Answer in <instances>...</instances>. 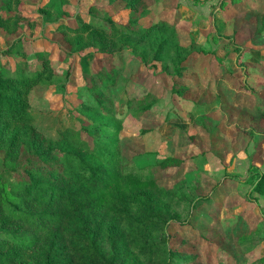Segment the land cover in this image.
I'll list each match as a JSON object with an SVG mask.
<instances>
[{"label":"trees","instance_id":"16d2710c","mask_svg":"<svg viewBox=\"0 0 264 264\" xmlns=\"http://www.w3.org/2000/svg\"><path fill=\"white\" fill-rule=\"evenodd\" d=\"M10 1L0 0L2 21L12 17ZM155 1L108 0L105 9H111L116 3L123 7L97 25H90L93 27L92 46L100 54L109 56L122 52L123 48L111 45L116 43V37L121 39L144 65L163 64L164 76L172 88L179 90L184 86L182 75L188 71L190 60L203 52L196 50L192 40L182 43L175 18L161 17L154 22L150 19L146 9ZM225 1L177 0L174 8L184 4L194 10L198 5L203 8L202 15L207 16ZM49 2L63 5L66 0ZM204 7H208V12ZM259 12L263 21H257L256 25L261 31L264 12ZM113 25L123 30H113ZM81 28L86 29V26ZM101 68L85 76L91 96L80 111L90 122L77 132L61 131L54 144L37 143L35 119L26 98L38 84L43 68L30 74L20 66L13 73L0 70V154L3 159L0 264H171L176 257L182 264H210L202 261L196 251L201 239L212 243L198 226L210 228L209 225L218 222L200 213L213 205L216 193L231 179L237 193L255 204L259 212V220L250 225L242 210L234 229H227L230 242L234 241L235 264L262 263L264 257L243 262L245 249L252 245L251 237L260 234L259 221L264 223V136L256 133L260 131L250 128L246 132L253 139V145L251 151H247L245 176L226 175L225 181L216 183L205 193L202 173L190 182L181 175L189 161L178 154L151 164L136 163L143 150L142 137L146 130L142 129L136 136L120 135L125 118L116 114L111 99L115 95L112 86L118 81L121 68L115 65ZM224 72L233 75L227 70ZM236 87L239 89L234 84ZM253 95V114L264 117V104L257 101L258 97L264 98V92ZM151 97L147 94L126 100L128 110L141 118L143 112L151 109L152 103L148 102ZM208 105L215 109L212 101ZM212 120L210 116H198L194 124L207 134L208 150L219 152L220 149L214 150L215 137L221 135L224 122ZM234 128L226 141L236 151L237 136L244 130L237 125ZM177 132L183 130L176 127L170 142L179 138L174 135ZM188 138L191 140L193 136ZM188 146L185 139L186 150ZM165 173H168L169 184L162 183ZM219 210L217 207L216 214ZM179 237L188 241L181 244ZM229 246L222 249L228 250Z\"/></svg>","mask_w":264,"mask_h":264},{"label":"rangeland","instance_id":"374dc122","mask_svg":"<svg viewBox=\"0 0 264 264\" xmlns=\"http://www.w3.org/2000/svg\"><path fill=\"white\" fill-rule=\"evenodd\" d=\"M176 1L156 0L148 6L146 14L153 22L161 17L175 18L182 43L192 40L196 50L203 52L190 60L188 71L182 75L184 86L179 90L172 88L164 76L163 64L144 65L121 39L116 37V43L111 45L116 49L123 48L122 52L109 56L100 54L92 46L91 26L119 12L123 4L116 3L108 10L104 8L108 0H66L63 5L49 0L10 1L11 19L0 20V70L13 73L20 66L30 74L43 68L38 84L26 95L35 119L37 143L54 144L61 131L77 132L87 125L90 121L80 111L91 96L85 76L96 68L102 69L101 66L115 65L121 69L118 81L112 86L115 95L111 102L116 114L125 118L120 135L136 136L142 129L146 130L137 164H151L178 154L189 161L181 175L190 182L202 173L205 193L216 183L223 182L226 175L245 176L247 151H251L253 145V139L246 132L251 128L264 136V117L253 114L251 108L255 99L253 93L264 92V26L259 31L256 25L262 20L259 11L264 12V0H227L209 16H203L200 12L203 8L198 5L194 10L184 4L176 9ZM204 8L208 12V7ZM113 26V30H123ZM108 28L110 30L111 26ZM224 70L233 75H226ZM234 84L239 89L234 88ZM205 89L206 93L203 92ZM147 94L152 96L148 99L152 103L151 109L138 118L128 110L126 100ZM211 101L215 103V109H210ZM257 101L264 104V98L258 97ZM198 116H210L214 122H224L221 135L215 137L217 147L214 150L221 151L208 150L207 134L194 124ZM234 125L244 130L237 136L239 146L236 151L226 141L234 133ZM176 127L183 132L174 133L179 138L170 142ZM189 136L193 138L190 140ZM185 139L189 143L187 150ZM2 163L0 154V169ZM256 164L261 165L258 161ZM167 177L168 173H165L163 184L170 183ZM225 182L223 190L216 193L213 205L200 213L218 222L209 225L210 228L198 226L212 243L201 239L196 251L202 261L210 264H235L234 241L230 242L227 233L240 219L239 212L243 210L250 225L259 220L255 204L237 193L233 179ZM217 207L219 214H216ZM258 226L259 236L251 237L252 245L245 249L246 258L239 257V261L243 258V262H253L264 257V223L259 221ZM178 240L181 244L188 241L182 237ZM226 245H230L229 249H222ZM171 264H182V261L176 257Z\"/></svg>","mask_w":264,"mask_h":264}]
</instances>
